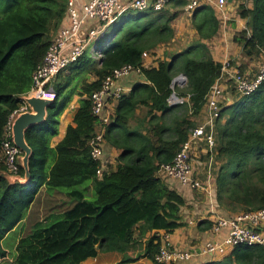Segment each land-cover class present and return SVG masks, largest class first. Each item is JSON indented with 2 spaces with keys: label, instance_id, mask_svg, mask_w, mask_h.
<instances>
[{
  "label": "trees",
  "instance_id": "16d2710c",
  "mask_svg": "<svg viewBox=\"0 0 264 264\" xmlns=\"http://www.w3.org/2000/svg\"><path fill=\"white\" fill-rule=\"evenodd\" d=\"M69 1L0 0V147L9 116L20 108L22 97L32 88L33 73L52 41L51 32L67 19ZM234 1L240 2L237 14L246 24L233 42L246 57H260L264 53V0H251V8L246 6L248 0ZM175 2L180 7L188 4ZM159 12L150 9L145 15L125 19L115 34L108 33L109 26L98 39L103 45L95 42L102 56L94 58L86 50L67 68L68 74L53 82L56 97L51 113L43 124L25 134L32 149L28 160L31 181L25 185L10 182L3 173L6 167L0 150V258L6 257L4 239L25 220L42 190L47 195L63 193L69 200L62 211L55 212L53 207L44 220L35 222L19 238L16 254L6 264H82L108 252L121 255L116 264L141 258L160 264L154 259L160 235L182 226L180 209L186 203L157 170L173 161L197 127L195 119L223 64L215 62L201 42L213 38L220 25L214 10L201 5L191 16L198 39L156 66H144V52L154 54L174 38L172 22L177 13ZM123 65L140 72L130 84V92L118 100L106 127L105 157L108 148L117 150L116 167L99 177V162L91 157L89 146L96 125L90 96L101 88L106 76ZM179 75L186 77V83L176 86V91L171 84ZM89 77L94 80L88 82ZM232 88L237 97L231 105L219 104L215 125L216 159L220 162L215 184L219 206L235 214L264 207V81L251 95L240 96ZM173 93L188 100L169 104ZM75 94L84 97L73 125L51 147L59 116ZM140 108L146 109L142 116L137 114ZM18 175L24 176L21 165ZM89 184L94 192L92 200L86 195ZM205 223L212 226L209 222H199L198 226ZM141 242L143 252L130 255ZM206 264H264V245L238 246Z\"/></svg>",
  "mask_w": 264,
  "mask_h": 264
},
{
  "label": "built area",
  "instance_id": "2783aa9c",
  "mask_svg": "<svg viewBox=\"0 0 264 264\" xmlns=\"http://www.w3.org/2000/svg\"><path fill=\"white\" fill-rule=\"evenodd\" d=\"M171 1L174 0H89L80 8V14L74 0H70L67 7L68 24L60 28L52 39L43 61L33 73L32 88L25 96L35 95L54 100L56 97L53 87L54 79L59 73L76 62L86 50H89L90 55L94 58L102 56L97 52L95 42L105 35L109 26L131 10L145 11L152 9L154 12H159ZM200 2L201 0H190L186 10L188 12L194 11L200 6ZM214 4L219 12H223L226 10L227 0H216ZM88 21L95 22L96 26L86 28ZM150 56V52L142 54L143 60ZM139 72V68L131 65H123L114 69L105 77L101 88L94 91L90 96L91 110L96 118V125L89 146L91 157L99 162L96 170L99 177L103 171L108 170L106 164L110 162L105 157L106 142L104 135L106 127L113 117L118 100L131 90V85L129 86L124 81ZM224 74H226V81L232 84L238 95L253 94L264 81V53L258 70L253 75L241 72L237 67H230L227 62L223 64L220 77L215 81L206 97L205 119L191 131L188 140L176 154L173 161L169 164L160 165L157 170V175L165 182L174 180L193 189L205 190L207 186L194 177L193 157L199 154L207 155L205 162L207 176H215L214 158L217 155L215 125L220 116L218 101L225 91L224 84L221 82ZM175 79L176 85L179 87L186 83L184 75H179ZM23 97L20 108L8 118L0 147L6 167V171L3 173L7 177L18 175L19 166L21 165V151L14 144L12 124L19 113L29 110L23 101ZM187 100L188 97H181L173 93L168 102L169 104H180ZM224 229L226 234L220 241H208L200 249L186 250L173 246L168 241V237L162 234L160 235L161 245L154 258L155 262L180 264L201 256L219 257L220 259L238 246L264 245V207L255 211L240 212L231 217H217L212 225V232L218 234Z\"/></svg>",
  "mask_w": 264,
  "mask_h": 264
},
{
  "label": "crops",
  "instance_id": "0c3cea01",
  "mask_svg": "<svg viewBox=\"0 0 264 264\" xmlns=\"http://www.w3.org/2000/svg\"><path fill=\"white\" fill-rule=\"evenodd\" d=\"M89 0H74L76 7L79 9L81 14V7L83 4L88 2ZM175 1V0H174ZM179 1V0H176ZM190 0H186L189 3ZM216 0H201V5H207L214 10V13L217 19L220 22L219 29L217 34L211 38L210 40H202L201 42L206 45L208 48L211 57L215 62L219 63H228L230 67H237L241 72H245L247 74H252L254 68H258V64L253 67L254 63H249V58L246 57L241 50V47L233 42V37L236 33L245 28L246 20L241 19L237 14V7L240 2L232 1L229 3L227 1L226 10L223 12H219L215 7ZM188 5V4H187ZM186 6L182 7L183 10L191 17L192 12L187 11ZM199 6V7H200ZM246 6L248 8L252 7V1L248 0L246 2ZM68 24V19L66 17L61 22L60 27L54 33L51 32L52 39L57 34L58 30ZM96 26L95 22L88 21L86 23V28H91ZM191 41L188 40L185 36V31L178 30L175 38H181V44L183 45V49L179 51L185 50L189 46L193 44L194 41L198 39L197 32L195 29H191ZM196 34V36H195ZM159 48L155 50L154 54H151L150 57L145 58L143 60V65L146 67L156 66L157 63H154L156 58H160L159 56ZM155 55V56H154ZM163 60L162 58H160ZM69 69L62 71L61 75L57 76L54 81H59L63 76L69 73ZM257 72V71H256ZM250 74V75H251ZM138 79L137 75H132L128 80L124 81L128 82L131 80V83L135 82ZM94 80V77H89L87 79L88 82ZM221 82L224 84L223 88L225 91L222 96L219 98L218 104L226 103L227 105H231L233 103V97L229 94L228 85L230 84L226 81V74L222 75ZM130 83V84H131ZM129 84V86H130ZM84 97V96H83ZM82 97V98H83ZM79 95H73L71 101L68 103L62 114L59 116V125L57 127V135L53 136L50 140V146L55 147L65 136L66 129L69 125H73V116L79 107V101L82 99ZM206 115V107L204 105L202 112L195 119L197 125L202 123L205 119ZM108 156L111 157V163L116 164V158L118 156V151L114 148H110ZM114 156V159L112 158ZM215 166L217 165V159L215 156ZM207 160V155L199 154L193 157V167H194V177L199 179L204 183L206 187L205 190L193 189L189 186H184L177 181L169 180L167 181V185L170 189L175 190L178 194H180L185 200V206L180 209L181 223L182 226L175 229L172 233H162L163 235L168 237V241L176 247L182 249H200L204 246L208 241H220L223 236L226 234V230L220 231L218 234L212 232V226L208 228V224L205 223L202 226H198L199 222H209L213 225L214 221L217 217L223 216H233V213L223 210L221 207L219 209L218 202L216 200V190H215V176H207V172L205 169V162ZM115 165L112 169H115ZM214 172V171H213ZM8 178V177H7ZM90 189V194L92 192L91 184L88 185ZM240 213V212H238ZM235 213V214H238ZM234 214V215H235ZM149 233L146 235L148 236ZM113 254V257H107L104 255ZM132 254V251L129 252ZM136 255V254H135ZM132 255V256H135ZM103 256V257H102ZM121 258V255L117 252H108V253H99L96 258H89L84 261L82 264H116ZM219 257H209V256H201L195 257L188 262H182L180 264H206L210 261L218 260ZM221 259V258H220ZM128 264H152L150 260L147 258H141L133 263Z\"/></svg>",
  "mask_w": 264,
  "mask_h": 264
},
{
  "label": "rangeland",
  "instance_id": "374dc122",
  "mask_svg": "<svg viewBox=\"0 0 264 264\" xmlns=\"http://www.w3.org/2000/svg\"><path fill=\"white\" fill-rule=\"evenodd\" d=\"M179 1H186V0H179ZM149 10L150 9H147L145 11H138V10L129 11L124 16L120 17L113 25H111L108 28V33L115 34L116 29L120 26L122 21H124L125 19H128L130 17H137V16L143 15V14L145 15L149 12ZM174 12L177 13L176 19L172 22V27L174 29V38H175L177 31L183 29L185 31L186 38L191 41V32L190 31H191V29H193V25L191 23V17L185 12V10H183L182 7L176 6V2L171 1L159 13H163V14L167 13L170 15L171 13H174ZM55 31H57V30H53L52 33H54ZM195 36H196V34H195ZM97 43L99 44V46L103 45V41H101V40H98ZM158 48H159L158 53L160 55L159 57L162 58L163 60H167L170 58V56L172 54H176V53L181 52L179 50L183 49V45L181 44V38L177 37L176 39H174V41H170L164 45H160ZM87 54L90 56L89 50H87ZM160 58H156L154 60V63H158L159 61H162ZM262 59H263V54L260 57L249 58V63H254L253 67H255V65H257L258 62L261 63ZM258 66H259V64H258ZM257 70H258V68L257 69L254 68L253 73L252 74L250 73V74L253 75L254 73H256ZM130 83H131V80L126 82V84H130ZM176 86L177 85L175 84L173 86V89H176V91H178ZM228 91H229V94L233 98L236 96L234 89L232 88V86L230 84L228 85ZM65 94H66V92H65ZM145 112H146L145 108H140L137 110V114L139 116L144 115ZM223 121L224 120H222V122ZM108 149H110V148H108ZM110 158H111L110 156H107L108 161H111ZM112 158L114 159V156ZM116 163H117V160H116ZM106 165L108 167V170H113L112 169L113 166L114 165L116 166V164L111 163V162H107ZM219 166H220V162H219V160H217V165L215 166V171H216V169L218 171ZM214 174H215V172H214ZM215 177H216V175H215ZM215 177H214V180H215ZM215 190H217L216 184H215ZM86 195H87L89 200H92V198H94V192L92 191L90 194L89 187H87ZM68 202H69V200L67 199V197L63 193H59V192L54 191V192L50 193L49 195H47L45 193V191L42 190L40 192L38 198L36 199L35 203L32 205L31 210L29 211L25 220L16 228V230L14 232L9 233L8 236L4 239L2 246L6 251V257L0 258V264H6V262H9L14 258L15 254H16L15 253L16 252V245H17L19 238H21V236L27 234L35 222H37L39 220H44L46 218V216L48 215L50 209H52L53 207H54L55 212L62 211V209L64 207V203L66 204ZM219 209H220V206H219ZM223 217H227V216H223ZM143 248H144L143 242L137 244L134 247V249L131 250L132 251L131 255H135L137 253H142ZM104 256L113 257V254H107Z\"/></svg>",
  "mask_w": 264,
  "mask_h": 264
},
{
  "label": "water",
  "instance_id": "95a60500",
  "mask_svg": "<svg viewBox=\"0 0 264 264\" xmlns=\"http://www.w3.org/2000/svg\"><path fill=\"white\" fill-rule=\"evenodd\" d=\"M227 1L231 3L233 0ZM175 84L176 79L174 78L171 84V88H173ZM23 101L25 102L29 110L23 113H19L16 116L12 124V137L14 144L23 153V156L21 158V166L24 169V176L16 175L13 177H8V179L10 182L17 181L25 185L32 179L30 177L28 165V160L32 153V149L25 140V134L45 122L46 118L51 113L54 100L31 95L24 96Z\"/></svg>",
  "mask_w": 264,
  "mask_h": 264
}]
</instances>
